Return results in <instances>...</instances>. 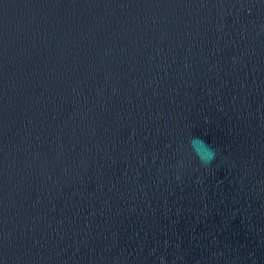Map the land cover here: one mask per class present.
<instances>
[{"label":"water","instance_id":"obj_1","mask_svg":"<svg viewBox=\"0 0 264 264\" xmlns=\"http://www.w3.org/2000/svg\"><path fill=\"white\" fill-rule=\"evenodd\" d=\"M0 264H264V0H0Z\"/></svg>","mask_w":264,"mask_h":264},{"label":"clouds","instance_id":"obj_2","mask_svg":"<svg viewBox=\"0 0 264 264\" xmlns=\"http://www.w3.org/2000/svg\"><path fill=\"white\" fill-rule=\"evenodd\" d=\"M192 145H196L198 147H194V151L201 164L207 165L212 162V160L216 157V149L210 146L207 142L202 140L199 137L193 138L191 141Z\"/></svg>","mask_w":264,"mask_h":264}]
</instances>
